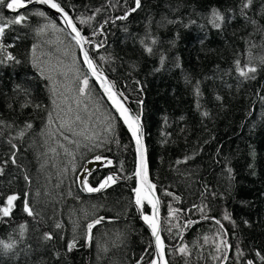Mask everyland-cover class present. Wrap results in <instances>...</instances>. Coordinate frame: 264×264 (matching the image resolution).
<instances>
[{"label":"trees","instance_id":"16d2710c","mask_svg":"<svg viewBox=\"0 0 264 264\" xmlns=\"http://www.w3.org/2000/svg\"><path fill=\"white\" fill-rule=\"evenodd\" d=\"M56 2L90 41L98 68L141 114L168 263L264 264V0H251L247 8L248 0H140L134 12L129 10L135 0ZM214 9L223 16L219 27L212 22ZM20 13L27 19L9 23L0 34V207L9 195L18 197L11 214L0 215V264H152L151 233L134 205L136 155L129 131L49 11L38 4L12 11L0 3V25ZM41 22L51 36L61 32L63 46L73 49L81 67L75 78V68L70 71L74 82L66 83L73 110L58 115L55 125L74 117L75 105L88 107L79 94L87 75L102 114L100 128L107 127L108 135L94 139L92 120L89 129L79 125L68 134L76 142L90 138L78 147L59 132L45 136L56 126H51L54 94L43 72L46 63L52 69L64 56L60 51L59 58L38 56ZM237 61L245 71H256L241 76ZM86 110L84 119L80 111L84 126ZM96 156L102 166L86 175L88 185L98 187L110 174L119 179L87 195L78 186L79 175L86 164L101 162ZM104 160L112 164L105 167ZM26 200L32 215L24 211ZM141 210L151 215L146 201ZM100 217L89 240L87 225Z\"/></svg>","mask_w":264,"mask_h":264},{"label":"snow or ice","instance_id":"6c2138e0","mask_svg":"<svg viewBox=\"0 0 264 264\" xmlns=\"http://www.w3.org/2000/svg\"><path fill=\"white\" fill-rule=\"evenodd\" d=\"M33 2V0H11V2H7V0H0V3H6V6L8 9L12 10V11H18L19 9L22 8H26L28 4H31ZM37 2L41 3V4H45L48 5L49 7L56 9L58 12L63 14L64 20L67 23V25L72 29V31L75 33V36L73 37L74 40H76V43L78 45H81V49L83 51V44L85 43H90V41L87 40L86 37L82 36L80 31L77 30L75 24L72 22V20L68 17V14L64 11V9L61 7L60 3L56 2V0H37ZM136 3V7L130 9V12H134L136 11L137 8L140 7V0H135ZM251 3V0H248V3H245L243 5L244 8L249 7ZM38 15L43 16L44 13L43 12H39L37 13ZM129 13H125L124 17H120V19H125L127 17ZM213 15V24L216 27H219V23H216V21H222L223 20V16L221 15V13L217 10H213L212 12ZM27 19V16L23 13H20L18 15H16L15 19L8 22V23H3L2 25H0V34H2L4 32V29L6 27L9 26V23H15V24H21L22 22H24ZM87 19H91L90 17ZM82 23L86 22V20H81ZM156 41L153 40V43H155ZM99 47V45H98ZM146 51H148L149 53L152 52V49L146 48ZM7 59L12 60L14 59V57H12L11 54H9L7 56ZM2 62V61H0ZM84 63L87 65L89 71L91 72V74L93 76L96 77L97 80L100 81L101 83V87L104 89V92L107 94L109 100L112 101V104L114 105V107L116 108V110L119 112L120 117L123 119L124 124L127 125L128 131L131 133V136L133 138V140L135 141L136 144V153H137V166H136V172H135V177L137 178V187L135 189H133V191L136 194V199H135V203L137 206L139 207H143V204L145 201H147L149 204H151L152 209H153V215L152 216H148V215H144L143 219L144 221L149 225V227L152 230V235L155 237L156 239V248L159 254V261L157 260H153L152 264H167V261L164 260V252H163V243L160 239V235H159V231H158V221H157V205L159 204V200L156 199L153 196V189L155 188V185L152 184L149 180H148V165H147V161L145 158V154H144V145H143V135H142V131H141V124H140V116L139 115H132L130 114V110L128 108H126L124 106V104L121 102V100H119L117 98V93L112 91V86L110 83H108L103 77L102 75L99 73L97 67L94 65L93 61L89 58L88 53L84 52ZM262 63H264V61H262ZM237 71L239 72V74L241 76L244 77H248L250 73H254L256 71L255 67H248L247 71H245L243 68L240 67V62L237 61ZM81 83V87L79 88V93L81 95L86 94V91L89 87V80L87 75L84 76L83 80L80 82ZM122 95V94H120ZM205 115H207V113H205ZM77 119H79V117H77ZM28 127H31V125L29 124ZM109 128H111V125H109ZM23 133H21L22 135ZM14 146V145H13ZM15 147V146H14ZM95 159L97 161H101L102 157L101 156H96ZM15 161H13L14 163ZM112 161L111 160H104L103 161V166H108L111 165ZM119 179V177L114 176V175H108L106 176L100 183L98 187H92L88 185L87 180H83V184L85 187V190L88 192H99L104 188H107L110 183H115L116 180ZM17 196L16 195H9L7 197V201H6V205L3 207H0V215L7 217L11 214L12 209H13V202L15 200H17ZM24 211L28 213V215H32V209L29 207L27 200L25 201V205H24ZM170 215H172V212L170 211L169 213ZM103 217H100L99 219L94 220L92 223H89L87 225V230H88V239L91 240V230L93 229L95 224H99L101 223V221L103 220ZM225 219H228V216H225ZM194 223L193 221H189L188 224H192ZM57 227L59 228L60 225L57 224ZM24 225H21V230H23ZM45 238L46 239H51V234L46 233L45 234ZM12 245H5L6 248H11ZM75 246V241H71L69 242L68 245V250L71 251L72 248ZM186 249L181 247L179 249L180 252H184ZM257 255H259V253H257ZM262 259H264V257H262ZM248 264H253L252 261H248Z\"/></svg>","mask_w":264,"mask_h":264},{"label":"rangeland","instance_id":"374dc122","mask_svg":"<svg viewBox=\"0 0 264 264\" xmlns=\"http://www.w3.org/2000/svg\"><path fill=\"white\" fill-rule=\"evenodd\" d=\"M41 23H42V26H40L39 31L37 30V33L41 36V37H39L40 39L37 40V45L39 46V48L41 50L38 56L41 59H44V58L48 57L49 55H50V57L56 55L59 58V54H58L59 51L64 56L63 60H61V61L57 60L52 65V69L48 68L49 64L46 63L47 70H45L43 72L44 75H47L46 79H49V81H50L49 90H50V93L52 94V97L54 94V98L52 99V100H54V105H55V110H54V113L52 114V120L54 122L51 121V126L55 127L56 126L55 123H58V118H59L58 115L59 116H61V115L67 116L68 113L70 112V110H73V108L71 106H69L70 103H68V99L71 96V93L69 91L70 89L67 86H70V84H66V83L68 82V79H69L70 83L74 82V80L71 79V77L69 76L70 71L75 68L74 72H72V74H71L72 77L75 78V76L79 73V70L81 69V67H80L79 62L77 61L76 56L71 54V52H73V49L71 47L67 48V47L63 46V45L67 44V41L64 39V36H62L61 32L58 29H56V31H57L56 34L51 36L52 32H50V34H49V31H50L49 25L46 22H41ZM45 25H48V26H45ZM53 29H55V28H53ZM43 31H45V33L48 35H46L44 33L45 35L42 36ZM49 36H51V37H49ZM44 43H46L45 48H47V50L46 49L42 50V45ZM60 44L62 45V47H61L62 49L57 48ZM82 66L84 67L83 64H82ZM84 69H86V68L84 67ZM88 76H89V74H88ZM112 86L117 91V93L121 94L115 88L114 85H112ZM80 87H81V84H80ZM100 94L103 97V99L106 101L102 92H100ZM65 95H66V97H64ZM80 96L85 97L86 100H88L87 101L88 107L86 106V107L80 109V107L78 105H75L76 106V112H77L76 115L64 123H63V121L60 122L59 125L56 126L55 130H53L52 132H46L45 131L44 132L45 136L47 135L48 137H50V136H53V133L58 134V132H59V135L60 136L62 135L63 139H65L66 142H68L69 144H75L76 147H78L81 144H83L84 141L89 140L90 138L87 139L86 137H83V138L80 137L78 139V141L76 142L75 140H73V141L70 140V137L68 134H74L73 129L79 125L81 126L80 129L82 127H87L89 129V121L91 123L92 120H93L92 123L95 125L94 130H96V132L94 133V139L102 137L105 133H106V135L109 134V129L107 127L100 128L101 124H100L99 120H100V117L102 114L101 113L97 114L99 112V108H98L99 105L92 99L93 97H92V93H91L89 87L86 91V94H84V95L80 94ZM107 104L109 105L108 102H107ZM85 108H87L86 112H87L88 118L85 119L86 125L84 126V124H83L84 120L83 119L85 117V115H84ZM80 111H82L81 116L83 117V119H82V117H80ZM77 117H79V119H77ZM108 118H112V115L110 113H109ZM108 118H106V119H108ZM53 143L56 144L55 141H53ZM82 151H84V150H82ZM60 153L62 154L65 152L63 150H61ZM53 154H55V153H53ZM65 154H67V153H65ZM77 154H78V152L76 153V155ZM84 155H85V153H84ZM55 158H58L57 154L54 155V157H52V158L47 156L46 163L50 162L51 160H54ZM65 161H63V159H62L60 161L61 163L59 165L62 164L64 166L66 164ZM53 171H55V170H53ZM64 171H65V169H64ZM64 171H63V173H64ZM51 177H52V175H50V178Z\"/></svg>","mask_w":264,"mask_h":264},{"label":"water","instance_id":"95a60500","mask_svg":"<svg viewBox=\"0 0 264 264\" xmlns=\"http://www.w3.org/2000/svg\"><path fill=\"white\" fill-rule=\"evenodd\" d=\"M9 2H11V0H9ZM32 4H38L40 6H42L43 8H45L46 10H48L55 18L56 20L60 23V25L63 27V29L73 38L75 36V33L72 31V29L67 25V23L65 22L64 20V17H63V14L58 12L56 9H53L51 7H49L48 5H45V4H41L39 2H37V0H33V2L31 4H28L27 6H30ZM6 9L7 10H10L7 8L6 6ZM65 11V10H64ZM66 12V11H65ZM67 13V12H66ZM68 14V13H67ZM68 17L70 18V16L68 15ZM71 19V18H70ZM72 20V19H71ZM73 22V21H72ZM78 30V29H77ZM76 42V40H75ZM78 45V44H77ZM79 47V55H80V59H81V62L82 64L84 65V67L87 69V71L89 72V74L91 75L93 81L96 83L97 87L99 88L100 92H102L103 96L105 97L106 101L109 103V105L111 106V108L113 109V111L116 113V115L118 116V118L121 120V122L124 124V121L123 119L120 117L119 115V112L116 110V108L114 107V105L112 104V101L109 100L107 94L104 92V89L101 87V83L99 80L96 79L95 76H93L91 74V72L89 71L87 65L84 63V52H87L88 53V56L89 58L93 61L91 55H90V52H89V49H88V43H85L83 44V51L81 49V45H78ZM94 65L96 66L95 62L93 61ZM97 67V66H96ZM99 73L102 75V77L108 82L111 84L112 86V83L110 82V80L107 78V76L102 72L100 71V69L97 67ZM112 91L117 93V91L113 88L112 86ZM117 98L119 100H121V102L124 104V106L126 108H128L130 110V114L132 115H138L136 114L132 108L129 106V104L126 102V100L124 99L123 96H121L119 93H117ZM140 116V124H141V131H142V135H143V145H144V154H145V158H146V161H147V148H146V145H145V139H144V129H143V124H142V120H141V114H139ZM124 126L126 127V129L128 130L127 128V125L124 124ZM130 133V132H129ZM131 135V133H130ZM132 137V136H131ZM133 140V138H132ZM133 143H134V147H135V155H136V166H137V153H136V144H135V141L133 140ZM100 165H102L101 162H92V163H88L85 168L81 171V174H80V178H79V181H78V185H79V188L81 189V191L84 193V194H94V193H98V192H88L85 190V187H84V184H83V180H85L86 178V175L89 174L91 171H93L94 169L98 168ZM147 165H148V161H147ZM148 180L151 182L150 180V175H149V167H148ZM136 187H137V178H136ZM135 187V188H136ZM100 192V191H99ZM153 196L158 199V196H157V193L155 191V188L153 189ZM135 199H136V194L134 192V205L137 209V214L138 216L140 217L141 221L149 228L150 230V233H151V237H152V240H153V244H154V250H155V260L159 261V254H158V251H157V248H156V239L155 237L152 235V230L151 228L149 227V225L144 221L143 219V215H142V212H141V208L139 206L136 205L135 203ZM159 200V199H158ZM149 204V203H148ZM150 208H151V216L153 215V209H152V206L151 204H149ZM156 213H157V221H158V231H159V235H160V239L162 241V238H161V213H160V204L157 205V210H156ZM163 243V242H162ZM163 252H164V260L167 261V264L168 263V260H167V257H166V254H165V248L163 246ZM228 252H229V245L227 244L226 245V258H225V261L227 260V257H228ZM225 263V262H224Z\"/></svg>","mask_w":264,"mask_h":264}]
</instances>
